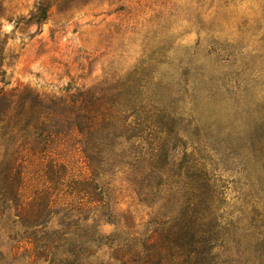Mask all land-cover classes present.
<instances>
[{
  "label": "trees",
  "instance_id": "16d2710c",
  "mask_svg": "<svg viewBox=\"0 0 264 264\" xmlns=\"http://www.w3.org/2000/svg\"><path fill=\"white\" fill-rule=\"evenodd\" d=\"M48 7L38 8L35 23ZM6 76L0 69V228L16 246H30V264H246L252 246L264 259V127L242 119L234 126L220 116L230 128L213 135L195 129L188 144L179 129L185 120L159 108L162 102L142 99L152 90L143 72L119 86L68 83L56 95L29 86L6 90ZM173 140L184 150L176 162ZM215 159L220 172L210 164ZM75 161L84 172H73ZM26 165L37 180L29 193ZM117 170L141 205H159L142 231L114 212L115 195L101 181ZM230 185L239 189L233 206ZM58 210L61 229L48 232ZM97 218L122 227L104 236ZM230 252L239 257L223 256ZM5 259L0 253V264Z\"/></svg>",
  "mask_w": 264,
  "mask_h": 264
},
{
  "label": "rangeland",
  "instance_id": "374dc122",
  "mask_svg": "<svg viewBox=\"0 0 264 264\" xmlns=\"http://www.w3.org/2000/svg\"><path fill=\"white\" fill-rule=\"evenodd\" d=\"M47 5L45 19L35 23L38 8ZM1 6L0 69L7 73L6 90L29 86L38 94L56 95L68 83L119 86L131 73L143 72L152 90L142 99L158 107L162 102L159 108L185 120L179 129L189 134L188 144L195 140V129L213 135L218 127L230 128L226 123L237 126V119L264 127V0H2ZM192 120L197 127L188 126ZM171 147L176 162L184 150L175 140ZM215 161L210 164L220 172ZM250 165L251 174L259 177ZM28 167L23 170L26 193L37 182ZM72 169L84 172L80 161ZM125 180L120 170L101 179L115 195L114 212L129 216L142 231L159 205H141ZM230 189L227 201L233 206L239 189ZM62 213L48 220V232L61 229ZM99 216L100 211L91 212ZM97 223L104 236L122 227L103 218ZM29 249L25 243L16 246L0 228L4 264H30ZM252 251L258 249H248L246 264H264ZM100 255L108 259L105 250ZM223 256L239 257L234 252Z\"/></svg>",
  "mask_w": 264,
  "mask_h": 264
}]
</instances>
